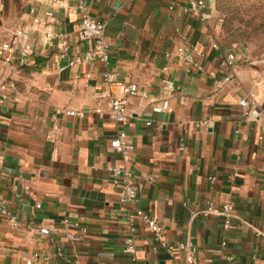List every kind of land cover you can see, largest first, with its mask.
<instances>
[{
	"label": "crops",
	"instance_id": "crops-1",
	"mask_svg": "<svg viewBox=\"0 0 264 264\" xmlns=\"http://www.w3.org/2000/svg\"><path fill=\"white\" fill-rule=\"evenodd\" d=\"M199 1L208 19L183 15L187 0H32L16 12L0 0V44L22 26L33 51L22 63L0 57V82L14 86L0 97V196L19 222L11 228L0 218V264H24L34 253L53 264H184L140 221L135 260L124 252L129 231L106 171L114 165L132 174L134 208L154 217L168 240L193 243L200 264H264V115L250 119L238 104L252 93L264 106V53L235 51L234 69L225 67L233 51L215 35L217 0ZM80 2L105 25L107 68L68 65L92 48L76 37ZM106 70L119 73L108 91ZM163 79L176 90L157 112ZM131 84L138 94L127 98L122 128L134 151L124 163L110 147L120 128L108 101ZM69 110L83 116L57 112ZM202 121L208 126H195ZM207 201L233 206L229 229L221 216L202 215ZM64 219L80 226L72 241Z\"/></svg>",
	"mask_w": 264,
	"mask_h": 264
},
{
	"label": "built area",
	"instance_id": "built-area-1",
	"mask_svg": "<svg viewBox=\"0 0 264 264\" xmlns=\"http://www.w3.org/2000/svg\"><path fill=\"white\" fill-rule=\"evenodd\" d=\"M79 8L84 13L82 16L78 29L76 31V37L79 42L90 43L92 48L85 51L81 56L73 57L68 65L70 67L75 65H82L93 61H100L107 68L110 60V47L105 38V25L86 14V6L83 2L79 3ZM172 9V8H171ZM205 5L199 0H187L185 6L182 7L181 13L183 15H192L199 17L203 20L208 19V15L204 13ZM31 14L34 13V9H31ZM47 16H51L47 13ZM34 23H38L37 19L33 20ZM59 37H64L59 35ZM216 47V45H214ZM179 53H183V49L178 50ZM33 54L32 48L28 42L27 33L24 27L19 26L14 30L7 32L3 42L0 44V57L5 61L22 63L25 59L31 57ZM187 63L194 67L197 64L192 59L186 57ZM236 55L234 52L226 53L223 61V65L229 69L235 67ZM264 63V58L261 60ZM199 69V68H198ZM162 71H166L165 68ZM119 76V73L115 71L106 70L104 73V85L105 90L108 91L115 79ZM229 81V78H225L224 82ZM253 82H257L254 80ZM13 84H5L0 82V97L3 100L8 98L7 92L13 91ZM176 89L173 84L167 80H162V95L164 100L160 103L159 107L155 108V111L162 112L167 109L166 99ZM122 91L124 97L112 98L108 101V112L110 120L116 127L120 128L117 131L115 138L110 142L112 151L117 154L124 163H128L132 159L134 147L127 139L126 133L123 130V126L128 122V114L126 112L127 98L133 97L138 94L137 86L134 84L123 86ZM105 97V93L99 94L98 98L102 100ZM239 106L247 112L250 119H258L264 115V106H261L257 101L254 94L249 93L238 102ZM58 114H65L68 117H82L83 113L79 111H57ZM94 113L102 118V110L97 107L94 109ZM149 125V123H147ZM196 127L208 126L207 121L198 122ZM109 174L112 185L119 191L118 205L119 214L124 219V223L129 231V236L124 239L125 249L124 252L132 256V260H135V245L132 235L134 233L136 223L142 222L152 234L153 242L155 245L161 247L170 258L175 259L179 255L183 256L184 264H200L198 258L197 247L190 241L185 242H173L168 240L163 233V228L158 221L149 214L134 208V203L137 199V192L134 186V180L132 174L123 166L114 165L106 168ZM213 180V179H212ZM37 208L40 205H36ZM204 217L210 215H218L223 218V229L227 230L231 226L233 219V206L231 204H224L220 207H215L211 201L206 202V207L202 211ZM0 218L3 219L11 228H17L19 225L18 217L16 213L8 206L7 202L0 196ZM63 225L67 228L65 237L68 240H74L76 238L75 229L80 228L77 222H72L69 219H64ZM84 231V230H83ZM227 260L230 258L227 257ZM53 264L51 256H45L39 253H34L31 257L25 259L24 264Z\"/></svg>",
	"mask_w": 264,
	"mask_h": 264
},
{
	"label": "rangeland",
	"instance_id": "rangeland-1",
	"mask_svg": "<svg viewBox=\"0 0 264 264\" xmlns=\"http://www.w3.org/2000/svg\"><path fill=\"white\" fill-rule=\"evenodd\" d=\"M32 0H1L4 11H23ZM214 22L219 44L233 52L264 53V0H217Z\"/></svg>",
	"mask_w": 264,
	"mask_h": 264
}]
</instances>
